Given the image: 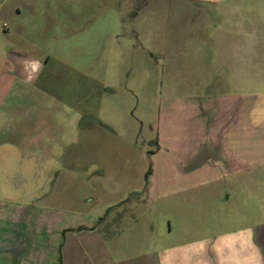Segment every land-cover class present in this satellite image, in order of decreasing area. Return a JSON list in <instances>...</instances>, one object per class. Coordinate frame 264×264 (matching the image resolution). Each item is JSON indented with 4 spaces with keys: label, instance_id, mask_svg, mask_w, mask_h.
<instances>
[{
    "label": "rangeland",
    "instance_id": "rangeland-1",
    "mask_svg": "<svg viewBox=\"0 0 264 264\" xmlns=\"http://www.w3.org/2000/svg\"><path fill=\"white\" fill-rule=\"evenodd\" d=\"M12 74L0 230L27 237L0 264H158L264 222V0H0Z\"/></svg>",
    "mask_w": 264,
    "mask_h": 264
},
{
    "label": "crops",
    "instance_id": "crops-1",
    "mask_svg": "<svg viewBox=\"0 0 264 264\" xmlns=\"http://www.w3.org/2000/svg\"><path fill=\"white\" fill-rule=\"evenodd\" d=\"M32 71L35 72L36 68H33ZM23 77L16 74L10 76V87L8 86L0 92V102L4 96L6 97V93L12 90L16 81L24 79ZM4 91H6L5 94ZM3 108V105L0 104V116L5 114ZM4 124L8 125V123H2V126ZM2 136L4 135L2 134ZM4 143V140L0 139V145ZM227 202H229L228 198H226L224 206L229 204ZM239 217L242 222L244 218L246 219L243 211L237 218L239 219ZM16 224L19 226L20 223L17 221L11 225L17 226ZM243 224L229 232L186 238L181 244L161 249L157 255L158 264H264V222L255 225ZM14 229L9 230L4 227L0 230V244H5L7 240L12 241V244L3 250V254L9 252L22 260L25 255H21L20 252L24 253L23 243L27 236L23 232L24 228ZM12 230L14 231L12 232ZM9 237L13 239H9Z\"/></svg>",
    "mask_w": 264,
    "mask_h": 264
}]
</instances>
